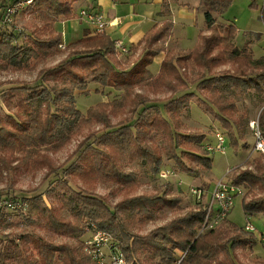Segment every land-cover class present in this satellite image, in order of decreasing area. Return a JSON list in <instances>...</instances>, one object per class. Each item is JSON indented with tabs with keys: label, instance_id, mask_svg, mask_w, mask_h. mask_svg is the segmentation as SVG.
<instances>
[{
	"label": "trees",
	"instance_id": "obj_1",
	"mask_svg": "<svg viewBox=\"0 0 264 264\" xmlns=\"http://www.w3.org/2000/svg\"><path fill=\"white\" fill-rule=\"evenodd\" d=\"M75 1L33 0L34 17L42 23L39 30L48 35L33 36L32 44H20L19 31L1 33V70H29L36 60L57 50L63 41L56 25L77 17L73 6ZM232 2L233 0H202L205 26L210 34H202L199 44L184 54L177 57L166 56L157 75L153 74L150 67L155 57L165 50L159 43L171 36L173 23L169 19L147 32L138 44L142 46L143 56L128 67H122L123 62L119 59L120 52L115 41L105 31L92 35L88 31L83 37L70 43L66 46L68 52L65 59L55 67L41 69L37 76V81L60 78L64 81L62 85L25 84L11 87L7 91V107L11 110L14 100L17 107L12 115H8L11 125H0V166L8 173L15 172L22 166L30 165L29 159L40 154L34 160L33 169L47 168L49 174H52L57 169H52L49 152H59L86 126L98 123L104 130L99 135L96 132L87 134L79 141L73 153L77 155V159L65 170L71 178L78 177L85 183L99 180L109 184L116 183L126 189L132 188L136 185V173L126 170L129 163L140 161L144 166L150 167L152 174L161 171L164 159L154 142L161 135L167 137L168 156L180 171L198 173V166L211 170L212 154L202 145L205 135H184L173 127L181 111L189 108V99L196 95L187 91L188 79L180 73L176 63L193 60L208 71L236 64L234 71L228 69L209 77L201 75L198 86L214 90L209 96L210 102L200 99L199 103L207 114L212 115L228 131L232 146L239 148V139L245 138L247 123L242 116L237 118V103L224 92L254 89L263 103L264 55L254 58L250 41L242 47L234 45L237 32L235 25L217 22L213 13H224ZM7 4L6 0H0L1 24H6L3 16ZM30 5L26 10H31ZM168 11L169 6L166 5L162 14L166 16ZM260 18L264 23V6L261 8ZM88 79L103 88L121 91L124 95L110 102H100L83 113L77 107L75 91L88 88ZM145 86H150L154 93L161 88L169 89L172 94L184 93L163 105L164 111L169 113L174 122L169 116H165L159 106L150 104L148 95L135 92L137 88ZM127 98L132 103L129 110L132 116L126 123H113L111 115L126 112ZM152 107L156 108L154 114L149 112ZM135 115H138L137 119L130 121ZM259 122L264 135V108ZM134 127L141 133L134 134ZM147 138L152 144L146 142ZM185 142L193 144L192 151L183 150L178 153ZM42 147L46 148L45 151H39ZM242 148L246 146L243 145ZM186 159L190 163H186ZM231 179L235 185L242 186L247 191L248 196L243 203L245 214L248 217L264 216L263 158L258 159L252 168L238 170ZM59 182L62 189L56 191V195L60 207H46L42 210L49 226L66 237L78 238L85 233L84 221L89 220L96 224L97 229L114 237L129 264H213L221 254L226 258L219 261V264H236L231 259L232 250L253 249L260 239L256 231L248 232L245 230L246 225L240 227L228 218L225 224L202 231L206 212L201 204H197L198 209L176 216L147 235L135 234L130 230L128 220L140 224L153 221V206L177 209L181 199L167 197L170 190L168 188L161 196L140 195L125 198L111 206L107 199L88 192L86 188H74L68 179H60ZM0 198L19 199L11 193H0ZM64 211L69 215L66 216ZM2 214L4 213L0 215ZM20 239L21 243H16L13 239L6 242L0 239V264L91 263L82 244L73 246L68 242L55 243L38 235L32 239L36 248L35 255L26 247V242L31 240L30 236L20 235ZM143 253L149 254L152 261H142L140 255Z\"/></svg>",
	"mask_w": 264,
	"mask_h": 264
},
{
	"label": "rangeland",
	"instance_id": "obj_2",
	"mask_svg": "<svg viewBox=\"0 0 264 264\" xmlns=\"http://www.w3.org/2000/svg\"><path fill=\"white\" fill-rule=\"evenodd\" d=\"M235 2L236 4H234L230 10H227L226 16L221 17V19L224 22L231 24V19H234L235 16L238 15L240 18L238 26L243 28V32L248 31L249 29L254 31L256 37L253 38L252 36H249L250 38H247V36L246 39H243V35L242 37L238 35V37L233 40V43L238 47H242L248 42V40H250V42L252 41L251 44L254 58H259L264 55V23L260 18V14L255 12L256 6L252 5L253 1L250 3V0H235ZM33 5L34 4L30 5L31 10H26L27 8H25L20 12L12 24H1L0 22V34L5 31L10 32L17 30L19 31L18 35L20 38V44H32L33 36L48 35V33H43L39 30L42 23L35 19ZM199 42L200 37H198V39L195 38L194 43L189 46V49H193L199 44ZM159 45L165 48L164 53H161L160 57H177L189 50L184 41L181 44L175 39H169V37L161 41ZM67 52L68 48H58L52 54L36 60L33 68L26 71L15 72L11 70H1L0 67V125L3 123L11 125L8 121V115H12L17 107L16 100H14L11 110L6 104L7 91L11 87L22 86L25 84L33 85L35 83H41L43 85L63 84L64 81L60 78L37 81V76L41 69H47L58 65L59 62L65 59ZM215 53H217V51H215ZM143 54L142 46H137L133 52L119 53V59L123 62L122 67L133 65L143 56ZM158 59H156L155 63L150 67V70L154 75H157L159 72ZM176 64L179 66L180 73L188 79L189 87L188 90L187 88L186 90L192 91L196 95L189 99V108L182 110L175 122L170 117L169 113L167 114L164 111L163 105H166L171 99H175L184 93L172 94V92L166 88H161L159 92L154 93L150 86L137 88L135 92L148 95L151 100L150 104L159 106L165 116H169L168 118L174 122L173 127L177 132L184 135L204 134L205 139L202 142V145L206 146L210 143L213 145L216 144L217 140L215 135L217 132L226 135L225 154L220 152L212 154L213 167L211 170L198 166V173L180 171L177 164L168 156L169 148L167 137L161 135L154 140L155 145L160 149L164 159L161 171L158 174H152L150 167L148 165L144 166L140 161L129 163L126 166V170L136 173V185L132 188L126 189L116 183L109 184L99 180L92 183H85L78 177L71 178L67 172L65 173V170L77 159V155H74L73 153L77 148L79 141L91 132H96L97 135H99L101 131L104 130V127L101 124L91 123L76 135L71 143L66 145L62 150L57 153L49 152V156L52 160V169H57L52 174H49V169L47 168L33 169L32 166L34 160L36 157H39L40 154L34 155L29 159L30 165L22 166L15 172L8 173L3 166H0V193L15 194L19 199H23L29 204L27 211L19 213L10 212L0 215V239L5 242L13 239L16 243H21L20 235H29L31 240L26 242V247L29 249L30 253L35 255H37L36 248L32 239L34 236L36 237L38 235L55 243L68 242L73 246H80V244L83 245L85 237L89 234L87 229L89 223H91L89 220L84 221V225L86 226L85 233L78 238H71L54 231L49 226L48 221L42 212L46 207H60L56 195V191L62 189L59 184L60 179H68L70 184L76 189L86 188L88 192L104 197L111 206L116 205L125 198L140 195L161 196L165 193L164 191L169 188L170 190L167 197L180 198L181 202L179 208L169 209L160 208V205L153 206L152 209L155 211V220L145 221L143 224H140L137 221L128 220V226L133 233L147 235L153 229L168 223L176 216L186 214L191 210L199 208V205H197L194 199L189 195L191 187L201 186L204 189L209 188L210 192H212L215 183L222 179L229 170H232V173L235 174L238 170L240 171V169L254 167V163L260 158H263L264 161V154L258 153L254 149L255 136L250 128V122L257 119L264 108V102L262 103L260 101V97L254 89L249 91L232 90L224 92L236 101L238 107V113L236 114L237 118L239 119V117L242 116L247 123V126L245 127V138L239 139L240 146L237 149L232 146L228 131L212 115L207 114L204 107L199 103L200 99L210 102L209 96L214 92L212 89L199 87V77L201 75L209 77L214 73L220 74L228 69L234 71L236 69V64L232 63L220 66L214 68L212 71L199 67L193 60L184 62L177 61ZM88 83V88L85 90L75 91L77 107L83 113H87L91 107L100 102H110L113 99H119L124 95L121 91L111 90L109 88L106 89L98 84L92 83L90 82V79H88ZM125 106L126 112L118 114L117 116L111 115L113 123L121 121L126 123L127 119L132 116L129 111L132 107L129 98L126 99ZM142 109L143 107L140 108V110ZM155 111V107H152L149 110L152 114H154ZM137 116L138 115H135L130 121L137 119ZM137 131V127H134L132 132L134 134L141 133L140 131ZM147 140V143L152 144V141L149 138H147ZM192 145V143L185 142L181 145L178 153H181L183 150L192 151ZM243 145H245L246 148H242ZM45 149L46 148L42 147L39 148V151H45ZM19 156L22 155L19 154ZM185 162L190 163L188 159H186ZM15 164L16 162L13 165ZM167 170L174 171L176 175H167V178L160 177V173ZM246 196H248L247 191L245 192L244 197H238L235 200L233 210L228 215V220L240 227H243L251 221L256 227L257 237H260V233L264 232V216L258 215L248 217L245 214L243 203ZM249 198H251V196H249ZM63 213L66 216L69 215L67 211H64ZM223 224H225V221ZM232 253L233 258L231 259L236 264H264V246L261 244L260 239H258V244L253 249L237 248L235 251L232 250ZM140 258L145 263L152 261L151 256L147 253L141 254ZM225 258V255L221 254L213 264H219V261L224 260ZM226 260L229 261L230 259ZM56 264L59 263L56 262ZM90 264L94 263L91 261Z\"/></svg>",
	"mask_w": 264,
	"mask_h": 264
},
{
	"label": "crops",
	"instance_id": "obj_3",
	"mask_svg": "<svg viewBox=\"0 0 264 264\" xmlns=\"http://www.w3.org/2000/svg\"><path fill=\"white\" fill-rule=\"evenodd\" d=\"M251 2L252 5L256 6L255 12L260 14L264 0H250ZM234 4H236L235 0L227 10H230ZM166 5L169 6V11L165 16L162 11ZM73 6L77 17L56 25V30L61 33L62 41L66 46L83 37L88 31L91 32L90 35L93 33V29L87 20L80 17L82 10L105 15L108 21L112 22L105 32L114 41H122L132 52L148 31L155 25H161L166 19L173 23L169 39H175L181 44L184 41L188 49L194 43L195 38L198 39L202 34H210L205 26V9L202 0H76ZM226 11L222 14L213 13L218 23L229 25L221 19V17L226 16ZM231 20V24L233 23L237 28L235 39L238 35L241 37L243 35V39H246L247 36V38H250L249 36L256 37L251 29L243 32V28L238 26L240 20L238 15ZM164 58L160 55L155 58L154 63L158 59V69H160V64Z\"/></svg>",
	"mask_w": 264,
	"mask_h": 264
},
{
	"label": "built area",
	"instance_id": "obj_4",
	"mask_svg": "<svg viewBox=\"0 0 264 264\" xmlns=\"http://www.w3.org/2000/svg\"><path fill=\"white\" fill-rule=\"evenodd\" d=\"M8 2L3 22L11 24L14 22L16 16L22 12L28 5L33 3V0H6ZM80 17L87 20L93 29V33H100L106 31L108 25L112 22L108 21L105 15L94 12L82 10ZM115 45L120 53L129 52L122 41L116 40ZM60 49H65L66 45L62 42L59 45ZM250 128L255 136L254 149L258 153H264V135L260 126L259 117L250 122ZM216 144H207L206 149L210 154L220 152L225 154L226 135L217 132ZM232 174V175H231ZM176 175L174 171L167 170L160 173V177ZM232 170L215 183L214 189L210 192L209 188L204 189L201 186H193L189 190V195L197 204L204 206L206 215L202 231L215 229L219 227L233 210L235 200L238 197H244L245 189L242 186L235 185L232 181ZM29 208V204L21 199L0 198V214L5 212H24ZM89 234L83 241L84 252L90 257L95 264H129L124 252L114 237L103 230H99L92 223L88 225ZM245 230L248 232H255L256 227L249 221ZM261 244L264 246V232L260 234Z\"/></svg>",
	"mask_w": 264,
	"mask_h": 264
}]
</instances>
